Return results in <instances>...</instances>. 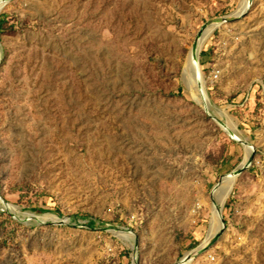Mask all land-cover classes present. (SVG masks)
Wrapping results in <instances>:
<instances>
[{"label":"rangeland","instance_id":"374dc122","mask_svg":"<svg viewBox=\"0 0 264 264\" xmlns=\"http://www.w3.org/2000/svg\"><path fill=\"white\" fill-rule=\"evenodd\" d=\"M241 1L0 0V264H264V0Z\"/></svg>","mask_w":264,"mask_h":264},{"label":"bare ground","instance_id":"6f19581e","mask_svg":"<svg viewBox=\"0 0 264 264\" xmlns=\"http://www.w3.org/2000/svg\"><path fill=\"white\" fill-rule=\"evenodd\" d=\"M249 1L250 0H242L240 5H239V10L236 13L237 14L244 13L250 5ZM217 25H218V23H212L210 25H207L205 28H203L197 34L194 42L191 45V49H190V52L188 55L186 66L183 69L184 80H186L187 85L190 88L192 87L193 91L196 93V96H201V94H202V90L199 89V87H196V83H195L199 74H201V73H199V70L197 67V56H196V54H197V51H198L202 41L204 40V38L207 37L210 34V32L214 28L217 27ZM232 186H233V180L230 177H227L226 179H224L222 181V184L218 190V193H220V194L224 193L223 197L220 200H218L217 195L216 194L214 195V197L219 201V204H221L227 198V196L230 193ZM213 215H214L215 220L217 221V214L215 211L213 212ZM214 218L212 220V226L210 228L206 242H208L210 239L212 240V238L216 235V233L219 230L218 227L214 226ZM190 261H192L191 255L187 256L182 264H190Z\"/></svg>","mask_w":264,"mask_h":264},{"label":"trees","instance_id":"16d2710c","mask_svg":"<svg viewBox=\"0 0 264 264\" xmlns=\"http://www.w3.org/2000/svg\"><path fill=\"white\" fill-rule=\"evenodd\" d=\"M201 54H202V52H201ZM75 218H78V217H75Z\"/></svg>","mask_w":264,"mask_h":264},{"label":"water","instance_id":"95a60500","mask_svg":"<svg viewBox=\"0 0 264 264\" xmlns=\"http://www.w3.org/2000/svg\"><path fill=\"white\" fill-rule=\"evenodd\" d=\"M237 14V13H236ZM196 56H197V54H196Z\"/></svg>","mask_w":264,"mask_h":264}]
</instances>
